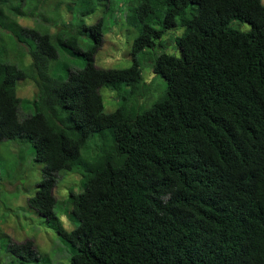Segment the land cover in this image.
<instances>
[{"label": "trees", "instance_id": "trees-1", "mask_svg": "<svg viewBox=\"0 0 264 264\" xmlns=\"http://www.w3.org/2000/svg\"><path fill=\"white\" fill-rule=\"evenodd\" d=\"M68 2L58 4L79 24L66 16L68 31L51 32L58 21L23 26L16 17L34 9L0 0V144L26 142L43 165L27 206L57 235L68 264H264L262 0H132L123 9L135 35L126 68L96 65L103 19L84 22L112 1ZM177 27L174 54L161 37ZM145 49L163 92L141 107L151 93L134 56ZM20 81L33 87L31 98L17 96ZM103 89L118 100L111 112ZM91 139L104 142L83 156ZM59 172L80 177L61 199ZM7 251L20 264L46 254L31 240H9Z\"/></svg>", "mask_w": 264, "mask_h": 264}, {"label": "rangeland", "instance_id": "rangeland-1", "mask_svg": "<svg viewBox=\"0 0 264 264\" xmlns=\"http://www.w3.org/2000/svg\"><path fill=\"white\" fill-rule=\"evenodd\" d=\"M8 0L10 5L19 9L22 13H29L30 7L34 9L36 16L22 18L17 16V22L29 28L35 27L42 30L47 23L58 21V27H51L53 31H64L60 26V18L66 21L70 16L75 21L72 25L79 24V17L73 16L71 11H67L68 4H58L63 0ZM110 10H104V6L98 5L96 10L90 13V16L84 18L86 25L95 24L100 18L102 21V30L105 36L104 44L97 57L96 65L100 68H126L131 65L133 59L131 53V43L135 35L132 28L125 21L124 10L132 0H111ZM68 3H72L69 0ZM264 4V0H262ZM69 6V5H68ZM19 7V8H17ZM76 9H79L76 7ZM89 7H87V12ZM105 11V12H104ZM82 18V17H81ZM180 27L166 31L162 34L161 41L170 40V45L165 47L167 52L178 54V49L174 44V38L179 34ZM81 31V30H80ZM1 33V32H0ZM3 34V33H2ZM84 36V35H83ZM89 39L82 37L80 45L84 48ZM17 50L21 53L23 49ZM128 55V56H126ZM149 49L135 55L141 68L144 81L148 84L151 97H145L139 101V106L151 105L149 100H153L163 92V86L159 78H154L149 69ZM106 59L107 62H106ZM29 63V58L26 60ZM110 66V67H106ZM151 81V82H150ZM34 93L33 87L27 81H20L17 88V96L22 99H29ZM104 100L105 112H111L118 107V100L115 94L108 90H101ZM149 98V99H147ZM146 99V100H145ZM145 100V101H144ZM149 105V106H150ZM142 107V106H141ZM34 112L32 103L22 107L23 115ZM103 140L104 137H102ZM103 140L87 142V146L81 150L83 156H92L102 146ZM43 165L35 161L33 148L30 144L19 140H5L0 144V264H20V260L15 258L7 251L9 240L19 244L26 240H31L41 255L42 262L36 264H68V253L63 244L58 240L57 235L46 227L43 218L37 215L27 206V200L34 196L38 183L42 180ZM80 177L71 172H59L58 184L54 189V196L57 199L66 198L70 189H79ZM62 202L57 203L55 210L61 218L66 229H70V224L66 215L61 213L63 210ZM43 253V254H42Z\"/></svg>", "mask_w": 264, "mask_h": 264}]
</instances>
